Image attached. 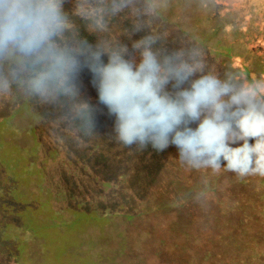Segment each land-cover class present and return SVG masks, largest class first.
Segmentation results:
<instances>
[{"label": "clouds", "instance_id": "9594fccd", "mask_svg": "<svg viewBox=\"0 0 264 264\" xmlns=\"http://www.w3.org/2000/svg\"><path fill=\"white\" fill-rule=\"evenodd\" d=\"M66 2L0 0V96L15 86L28 98L60 106L63 119L91 137L97 109L79 85L86 68L99 103L114 117L117 143L140 151L174 147L193 170L264 176V78H221L200 48L168 47L167 31L150 26L156 10L142 11L140 0H73L71 12ZM73 16L97 36L94 45L81 37ZM121 17L129 19L120 37L131 40V50L112 34Z\"/></svg>", "mask_w": 264, "mask_h": 264}, {"label": "rangeland", "instance_id": "374dc122", "mask_svg": "<svg viewBox=\"0 0 264 264\" xmlns=\"http://www.w3.org/2000/svg\"><path fill=\"white\" fill-rule=\"evenodd\" d=\"M255 1L241 3L251 7ZM140 7L142 11L149 7L156 10L150 26L167 31L168 47L199 48L215 25L200 0H140ZM64 8L71 12L73 0H67ZM72 20L81 37L94 45L97 36L88 33L79 17ZM127 23V17L113 21L112 34L131 50V40L120 37ZM257 26L244 28L254 34L264 32V27ZM232 48L234 52L243 51L240 44ZM203 57L208 69L215 71L218 58L208 50ZM260 65L256 61L258 73ZM234 76L243 83L255 79L254 73L236 72ZM79 84L86 102L94 97L99 100L86 68L80 73ZM48 111V105L26 97L15 86L11 94L0 96V228L2 222L11 224L8 236L0 235V251L6 252L0 256V264H162L156 251L165 231L169 247L173 243L165 222L173 224V211L184 208L193 192L188 187L174 188L183 172L187 177L184 168L174 174L170 158L164 156L176 149L156 152L149 146L140 152L135 145L124 146L115 141L102 120L96 122L93 136L83 137L63 117L47 119ZM145 151L152 156L141 163ZM165 164L167 168L159 174ZM122 174H127L125 181H120ZM216 177L210 175L206 180L212 182ZM226 184L222 182L220 188L206 183L198 192H219ZM162 195L171 200L160 201ZM182 221L184 233H195L193 225ZM214 232L202 230L203 234ZM20 249L23 254L15 257Z\"/></svg>", "mask_w": 264, "mask_h": 264}, {"label": "trees", "instance_id": "16d2710c", "mask_svg": "<svg viewBox=\"0 0 264 264\" xmlns=\"http://www.w3.org/2000/svg\"><path fill=\"white\" fill-rule=\"evenodd\" d=\"M200 1L208 19L215 23L208 34V40L199 43V48L204 53L208 50L212 57L218 58L213 72L221 78L226 73L235 75L236 72L254 73V81L264 78V32L254 34L244 28L248 25L258 27V24L264 27V19H262L264 2L256 0L250 7L241 3L244 0ZM83 26L85 27V25ZM234 44H240L243 51L234 52L232 48ZM247 52L248 56H246ZM251 52L254 53V58H250ZM256 61L261 62L259 73L255 69ZM256 73L259 75L257 76ZM87 102L97 109L96 122H101V120L106 122L107 131L112 132L114 119H111L107 114V108L100 104L95 97L94 100L89 98ZM48 108L47 119L60 120L63 117L64 109L62 107L48 105ZM107 121L110 124H107ZM144 154L145 159L141 163L152 156V153L146 151ZM164 156L170 158L169 167L172 168L174 174L176 172L177 175L180 174L183 168L187 172L186 178L183 177V172L181 177L177 178L175 182L173 181L174 184L171 183L176 185L174 188L188 187L186 189H193V192L184 202V208L173 211V224L165 222L167 229H170L168 232H171L173 236V243L169 247L167 240L169 234L165 231L166 236L164 233L162 234L163 240L160 245L158 244L156 251L157 256L163 262L162 264H181L180 262L184 264H264V176L238 177L235 173L223 169L218 173H213L210 169H189L179 161L176 150L167 152ZM0 158L3 157L0 156ZM0 167L2 168L1 165ZM166 168L167 164L163 166L159 174L163 173ZM124 175H120V181L126 180L127 176ZM210 175H217V177L210 182L211 180H206ZM225 181L227 182L226 186L219 192L212 189L211 193L198 192L201 191L203 184L211 183L215 186L220 185L217 187L221 188L222 182ZM177 194L175 193L174 197ZM164 196H161L160 201L171 200L166 195ZM10 211L12 212V210ZM183 219L194 226L195 233L191 231L184 233L186 228L184 230ZM10 227L11 224L2 222L0 235L8 236ZM177 229H180L181 232ZM202 230H215V232L203 234ZM213 237H217V239ZM1 239L0 241H3ZM232 241L235 242V246ZM22 250L20 249L15 257L23 254ZM5 253L0 251V256ZM229 253L231 256L228 255ZM225 259L230 262H225ZM139 260L144 261L140 257Z\"/></svg>", "mask_w": 264, "mask_h": 264}]
</instances>
